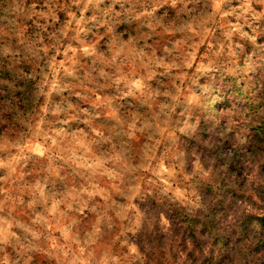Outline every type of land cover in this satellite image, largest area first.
<instances>
[{
  "label": "clouds",
  "instance_id": "9594fccd",
  "mask_svg": "<svg viewBox=\"0 0 264 264\" xmlns=\"http://www.w3.org/2000/svg\"><path fill=\"white\" fill-rule=\"evenodd\" d=\"M0 264H264V0H0Z\"/></svg>",
  "mask_w": 264,
  "mask_h": 264
}]
</instances>
